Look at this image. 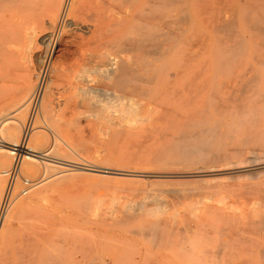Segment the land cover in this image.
<instances>
[{
	"label": "rangeland",
	"instance_id": "1",
	"mask_svg": "<svg viewBox=\"0 0 264 264\" xmlns=\"http://www.w3.org/2000/svg\"><path fill=\"white\" fill-rule=\"evenodd\" d=\"M221 1L222 0H168L171 5L168 10L170 19L166 20V25L174 27V22L171 21L173 19L172 16L174 17L178 15L181 11L182 16L181 14L180 16L182 17V23H180V30H182V32L179 37L180 39L173 35L166 38L165 44L170 48V52L164 64L156 60L154 48L149 46L151 44L153 46L159 41L163 42L160 35L156 34L153 30L149 31L140 28L137 31L138 27L124 28L125 30L123 28L121 29L122 34L125 36L128 35V38H133L135 41L145 42V49L139 50L140 52L135 51L131 54V62L136 68L138 67L137 69L139 70L136 82L138 91L142 93L144 90L149 91L136 95L133 98H136L133 100L135 101L134 104L133 101L131 102L132 104L130 103V106L133 108L127 105L128 109L126 108L127 110L119 115L120 117L117 122L118 125L114 126L109 123V121L107 123V119H105L104 122H98L99 124L96 123V126L95 124L86 121L75 131H72V128H70L72 113L68 108L67 94L64 93L60 81L51 83V90L49 89L50 93L46 92L43 102L46 108H48L47 123L51 128L48 132H50V134L56 139L60 138L66 140L68 144L73 146V151L76 150L73 155L75 157L74 160H87V162H84L83 164H87L88 166L100 164L109 168L117 167L122 171L133 170L140 173L133 177H130L128 175L129 173H127L128 176L116 175V177H114V175H111V177H114L113 181L111 180V177H108L109 174L91 173V175H88L81 174L80 172L83 171L78 170V174L76 172L72 177L73 179L71 177L66 178L67 182L63 178L65 176L68 177L67 174L69 173H65L66 175L64 174V177L60 180L58 179V183L56 182L58 180L54 179L55 183H57L55 184L57 188L54 187V180H52V182L50 181L51 184L50 182L47 183L48 185L45 187L39 185V189L36 187L38 191L35 190L43 195L48 194L47 197L44 195L45 199H42V203H40L41 205L25 204L26 207H24V205L22 206L24 211H22L21 208L20 211L17 212V215H15L13 220L10 221L11 223L9 222V228L7 225L3 227L4 229H8H6V234H9L10 236L9 239V236L7 235V237L5 234L6 238L4 237V242L7 238L9 239L8 241L11 239L15 241L17 233L21 235L20 231L22 232L23 230H26L25 227H27V230L29 227L28 231H31L32 226L34 229L32 231L36 230L37 232L42 233V235L44 234V236H42L38 233V238H42L43 240H39V243H44L40 245L39 251H42L43 253L39 254L42 256L49 253L47 250H50L49 247H51V245H53L52 247L55 245V248H52V251L53 249H56L57 246V248L60 247V249L67 247L66 250L69 251L63 252L64 254L66 253L65 256H63V254L61 255V257L63 256V258H65V264L68 263H66V260L69 261V259L71 262L69 261L70 263L68 264H71L72 262L73 264H98V262L99 264L101 262L104 264H113V262H116L117 264V260L119 261L118 264H264V250L261 249L264 248V244H260L262 240L260 237L262 235L264 236V231L261 230L262 232H259L261 228H264V167L262 169L257 168L260 164H264V32L262 34L258 31L253 33L254 31L252 32V30H249L248 28L247 22L256 17V13L253 12L254 10L251 11L249 7L248 9L250 11L247 9L250 0ZM224 1L226 2L225 5ZM217 2L224 6L221 7L220 5L219 7ZM231 4L234 5L232 6ZM242 5H244V7ZM87 6L89 7V5ZM83 8L86 9L87 7L83 6ZM218 8L221 11L223 9L226 10H223V13H221ZM84 10L82 9L81 11L86 13L85 16L88 17L89 13ZM205 10H208V12ZM210 10H213L212 13ZM220 13L224 17L221 16ZM211 15L214 18H211ZM82 16L84 15L82 14ZM221 17L223 18L220 20ZM218 21L222 22L220 23ZM223 22L228 24V26H233H230V28H233L232 31L235 30L234 34H232L233 32L230 30L229 32H226L227 30L223 31L226 32L225 35L228 36H224L223 32L218 34L221 30L218 32L216 31L219 30L217 29V25L218 23L219 25H222ZM14 24L15 25L12 27L13 35L7 40L3 47V53L8 59L7 64L4 65L6 70L0 72V112L11 105V101L14 98L13 88L16 87L17 77L21 68L28 65L26 58L29 59V55L32 52L30 51L29 53L28 47L30 43L29 32L33 23H29L27 19L22 17L18 18ZM146 32L149 35H147ZM230 32L231 35L229 34ZM257 33L261 35H258ZM144 34H146L147 37H145ZM140 37L145 38L141 39ZM148 39L150 43H147L149 42ZM236 42L238 43L236 44ZM231 43L237 45V51H235L234 44L232 47ZM239 43L240 47L238 46ZM229 46L232 47V49L229 48L230 51L228 49ZM57 47L55 50L53 48L52 59L57 67L64 69L66 58L68 57L66 55L67 52L63 45ZM40 50L43 52L42 47ZM219 51L226 56H231L232 60L229 58V62L228 60L226 61L227 64L223 62L220 65L229 68L233 67V69L237 70L232 73V76L245 69V71H249V73L251 72V76H254L257 80L254 81L255 88L252 90L254 91L253 94L247 93L239 96L238 100L243 104H246V110H244V113L242 111V114H240L241 112H238L240 115L233 112L232 114L227 110L225 112L224 110L221 112L213 111L209 114L207 125L215 133L211 139V144H209L206 151H204V153L207 152L210 154V156L207 155L208 157L206 158L203 156L205 159L193 157V160L191 161H189L190 159L182 161L176 156H173L170 160L166 161L154 159L152 154L154 151L156 152L159 148L165 145L164 141L171 138L173 130L169 128L167 130L161 127L159 128L157 124H154V121L157 122V107L152 104V106L146 110L147 114H145V109H142L143 104L148 102L151 98H158L163 91H166L167 98L169 99H173L176 95H180L182 98V116H188L193 106L201 108V104L198 102L213 97L214 83L216 82L218 85H221L222 83V79H219L215 74V69L213 70V68H216L217 66L215 65L217 64L216 56ZM210 52L217 53L214 54V57ZM32 53L36 54L37 51ZM35 54L33 55L35 56ZM1 57L2 55L0 54V58ZM154 65H156V67H154ZM167 77L168 81H166ZM231 84H233V82L230 83V85H226L227 88L224 89L227 90ZM215 91L218 92V89H215ZM229 91L231 90L229 89ZM145 94L147 95L145 96ZM220 95H222L223 98H226L229 94L227 92L226 94L222 92ZM242 95L243 97L245 96L244 99H240L242 98ZM219 98L221 99L222 97L220 96ZM247 100L249 102H247ZM39 102L40 97L37 98L33 105H31L34 111L32 108L28 109V112H26L27 120L29 118L28 116H32L35 114L34 112L38 111ZM251 103L255 105H252ZM139 105L140 108L138 107ZM247 108L249 111H247ZM107 110H110V108ZM217 127H219V129ZM3 132L5 131L2 130L0 132V134L2 133L0 137H3L2 139H6L7 137L8 139L9 137L6 136L8 134L6 132L4 134ZM46 135L48 134L46 133ZM26 137L27 136L25 135V140ZM31 137L33 138L32 133L30 137H27V139L30 138V142L33 141ZM48 137L49 140H51L49 135ZM19 150L24 151L23 147ZM69 152L73 154L71 151ZM75 152L77 153L75 154ZM70 153L69 155L71 156ZM17 154H19L18 159L20 161L22 153L17 152ZM69 155L67 156V159L70 158ZM219 156H226L228 161L230 159V162L220 159V162L223 163L220 164L219 168L222 170L224 169L223 172L225 173L219 172V175L182 177L183 174H181V172L187 171L188 168L208 167L209 165L211 166V164L217 165L220 163H217L220 158ZM13 158L14 156L12 157V164H14L15 160V158ZM214 160L216 161L214 162ZM252 160H257L256 165L253 164L255 161L251 162ZM240 162L241 165L245 162L242 166L245 167L243 169H246L247 171L243 170V172L230 173L233 169L230 168V163H238L240 165ZM249 162L253 165L249 164ZM3 168L4 167L0 166V172L7 170L6 168ZM226 169H229L228 173L226 172ZM14 170L15 171L12 169L8 176L0 174V194H4L7 191V188H12L11 198L13 200L11 199V201L13 202H10L9 206L4 211L5 213L6 211L10 213V211L14 209V205L12 204L16 203V201L17 203L18 201L24 202L28 197V193L24 195L25 187L28 186L24 184L26 181H23V183L22 181L20 182V180H14L18 168H15ZM106 170L107 169H104V171ZM178 173L180 175H178ZM74 177H77L79 181ZM120 177L123 180H121ZM109 178L110 180H108ZM68 179H70V181H68ZM153 180L156 181L154 182ZM134 182H136V186H134ZM125 184L128 185V187ZM67 185H70V189ZM42 187L47 191L43 190ZM122 188L124 189L123 191L121 190ZM46 192L48 193L46 194ZM160 195L162 196L160 197ZM27 206L29 207L28 210H26ZM31 206H40V208H32ZM4 212H2L3 217ZM1 218L2 216L0 215V221L2 223ZM129 219H133V222L129 221ZM234 225L239 226L240 230H244V232L246 231L245 229L249 230L248 228L251 226L256 227L255 232L259 233V235L256 234V236H259L257 241L255 239L256 237H254L255 232L251 233L249 236L253 237V244L249 242L251 241V238L248 239L249 241L246 240L247 238L244 236L246 234L242 233L243 231L241 232L242 234L239 233V228L235 227L238 232H235L234 230L237 235H242L240 238H245L244 240L251 244V249L249 248V243L247 244L248 247L246 243H244L245 245L237 244L239 242L237 241L238 239H234L236 241V246H231L234 241L232 240L234 233L232 232V228H234ZM229 226H232V230L228 229ZM258 226H260V229L257 230ZM227 229L231 230L232 236L228 234L230 231H227ZM252 229L250 228L249 232H246L249 234ZM66 230L68 232H66ZM73 231L78 232V234H80L78 235L79 237L77 236V233L71 234ZM81 231H83L84 234H82ZM226 231L228 232V237ZM252 234L254 236H252ZM84 235L86 237H84ZM87 235H90V237ZM69 237L71 241H74L75 243L71 244ZM83 238L88 239L86 240ZM230 238L231 242L229 240ZM240 238L239 240L243 241V239ZM17 239L18 238H16V240ZM66 240H68L70 244H66ZM257 242H259V246ZM45 243L49 247H47ZM61 243H63V245H61ZM82 243L83 245L81 246ZM42 245H45V249L42 248ZM71 245L74 247H70L71 249H69V246ZM89 245L91 246L89 247ZM238 247L239 250L237 249ZM74 250H78V253ZM90 250L92 252H90ZM87 252L88 255H85ZM109 252L111 254H109ZM235 252L237 254H235ZM72 253L74 255H72ZM250 253L252 258L248 257ZM197 255H200L201 258ZM232 255L238 259L233 258ZM71 257H73V259ZM195 257L196 259H194ZM258 258H261V262H259L260 260Z\"/></svg>",
	"mask_w": 264,
	"mask_h": 264
},
{
	"label": "bare ground",
	"instance_id": "2",
	"mask_svg": "<svg viewBox=\"0 0 264 264\" xmlns=\"http://www.w3.org/2000/svg\"><path fill=\"white\" fill-rule=\"evenodd\" d=\"M219 2H217V3L219 4ZM225 3L226 2L224 1V5H225ZM87 5H89V7ZM220 5H221V3L218 6L220 7ZM224 5H221V7H223ZM231 5H230V7H231ZM245 5H246V3H245ZM83 6L84 7L86 6L87 10L85 8H83ZM169 6H171V5L169 4L168 0H0V54L2 55V57L0 58V72H4L6 70L4 68V65L7 64L8 58L3 53V47L6 44L7 40L13 35L12 34L13 33L12 27L15 25L14 23L18 20V18L23 17V18L27 19L29 23H33V26H31L30 32H29L30 43H29L28 49H29V53H30V51H32V52L37 51V53H36L37 55L35 53L31 52L29 55L30 56L29 59L26 58V60L28 61V65H25L23 67L21 66L22 68H21V71L17 77L16 87L13 88L14 98L11 101V105L8 108L4 109L2 112H0V132L2 130H4L8 134L6 136L9 137L8 139H7V137H6V139H2L3 137L2 138L0 137V166L4 167L3 169H5V168L7 169L6 171H1L0 174H2L3 176H8L12 169L18 168V171H16V173H15L16 175L14 176V180H16V181L20 180V182L26 181V183H24V182L23 183L28 185L27 187H25V190H24L25 191L24 195L28 193L27 194L28 197L26 198V200L24 202L18 201V203L16 201V203L12 204V205H14V209L11 210L10 213H8L7 211H6V213L4 212V217L1 214L2 223L0 221V264H65V261H64L65 258H63V256H65L66 253L64 254L63 252L69 251V250H66L67 247L60 249V247L57 248L58 247L57 246L56 249H53V251H52V248H55V245H54V247H52L53 245H51V247H49L45 243V245L47 247H49V249H50V250H47L49 253L45 252L47 254H44L42 256L39 254V253H41V254L43 253L42 251L39 252L40 251V245L43 243L41 241H43V240H42V238L41 239L38 238V236H39L38 233H40V232H37L36 230L32 231V230H34L32 226H31L32 230L30 229L31 231H28L29 227H28V230H27V227H25L26 230H23L22 232L20 231L21 235H19L17 233L18 236L17 235L15 236V241L11 239L12 242H11V240L8 241L10 239V236H9V234H6L7 228L6 229L3 228L6 225L7 226L9 225V222L11 220H13V217L15 215H17V212L20 211V209L22 208L23 205H24V207H26L25 204L26 205L27 204L28 205L29 204L30 205H32V204L41 205L40 203H42V199L45 196L47 197L48 192H46L47 195L44 194L45 196L42 193L37 192L38 190L36 187H38L39 185L40 186L43 185L45 187L46 185H48L47 183H49L50 181L52 182V180H54V179L60 180L62 177H64L66 175L65 173H69V174H67L68 177L65 176L63 178L67 182L66 178H69V177L72 178L78 170L83 171V172H80L81 174H88V175L90 174L91 175V173H103V174H109V176L107 175L108 177H111V175H114V177H116V175L126 176L127 173H129L128 175L130 177H133V176L138 175L140 173V172L138 173V172L133 171V170L132 171L131 170L122 171L121 169H118L117 167L116 168H112V167L109 168L107 166L105 167L104 165H100V164H93V165L88 166L87 164H83L84 162H87V160H83L81 158H80L81 159L80 161L77 159L74 160L75 157L73 155H74V151H76V150L73 151V148H72L73 146L68 144V142L66 140H63L60 138L56 139L53 135L50 134V132H48L51 129L47 123V117H48L47 116L48 115L47 109L48 108H46V106L43 102H44L46 92L50 93L49 89L51 90V87H50L51 83H56V82L60 81V84L63 88L64 93L67 94L69 111L72 113V115H71L72 120H71V126H70V128H72V131H75L82 123H84L86 121H89L92 124H95V126H96L97 124H99L98 122L101 123V121L104 122V120L107 119V123L109 121V123H111L114 126L118 125L117 122H118V118L120 117L119 115H121L122 113L125 112V110L128 109L127 105L129 107H131L130 103L136 99V98L135 99H133V98L136 95L143 94L144 92L149 91V90H144L143 93L138 91V89L136 87V85H137L136 82L138 79V71L139 70L137 69L138 67L136 68V66L131 62V54L134 53L135 51L145 49V47H146L145 42L135 41V40H133V38H128L129 36L127 34H126L127 36L122 34L121 29L122 28L126 29V28H130V27H132V28L138 27L137 31L140 28L145 29V30H149V31L153 30L154 32H156V34L160 35L163 42H160L158 40L159 42L157 44L155 43L153 46H152V44L149 46L154 48V55H155L156 60L160 61L164 64V62H166L168 55H169V52H170L169 51L170 48H168L167 44H165L166 38H168V36H171V35H173L176 38H179L180 34L182 32V30H180L181 29L180 23H182L181 11L178 13V15H176L174 17L172 16L173 19L171 21L174 22V27H171L170 25H166V20L170 19V16L168 14ZM242 6L244 7V5H242ZM248 7L251 11L254 10L253 12L256 13L255 19L249 20L247 22L249 30H252V32L254 31L253 33L258 31V32H261V34H262L264 32V0H250L249 4L247 6V9H248ZM82 9L83 10L85 9L84 11L89 13L88 17L85 16L86 13H83V11H81ZM223 10H226V9H223ZM210 11L212 13L213 10H210ZM219 11H221V10L219 9ZM222 11H221V13H223ZM206 12H208V10ZM81 13L85 17L82 16ZM221 13H220V15L223 16ZM180 14H181V16H180ZM212 15H211V18H214ZM223 17H221L220 20ZM222 21H224V20H222ZM222 21H218V22L221 23ZM172 22H171V24H172ZM262 23H263V25H262ZM217 26L216 27L219 30H216V28H215V30L217 32L221 30V32H218V34L219 33L221 34L223 31H226V30H227L226 32H229V30L232 31V29H233V28H230L231 25L228 26V24H226L225 22H223L222 25H219V23H218ZM231 27H233V26H231ZM234 31H232L233 32L232 34H234ZM226 32H223L224 36H228V35H225ZM146 34L149 35L147 32H146ZM146 34H144L145 37H147ZM229 34L231 35V32ZM257 34L261 35L259 33H257ZM140 38L144 39L142 37H140ZM148 41H149V39H148ZM147 43H150V41ZM177 43H178V41H177ZM237 43L238 42H236V44ZM240 43L238 44L239 47H240ZM37 44L39 47L37 46ZM233 44L231 43L232 47H233ZM236 44H234L235 51H237V48H238ZM59 45L60 46L63 45L65 47V50L67 52L66 55L68 56V57L66 56L67 58H66V64L64 65V69L57 67L56 63H54L53 59H52L53 58V51ZM217 45H219V44H217ZM41 47L43 48V52H41V50H40ZM232 47L229 46L228 49L229 48L232 49ZM53 48H54V50H53ZM229 51H230V49H229ZM216 53L213 52L211 54H213V56H214V54H216ZM33 54H35V56ZM229 56L224 55L221 51L218 52V54L216 56L217 64H215L217 66H216V68H213V70L215 69L214 71L216 73L215 72L214 73L217 75V77L219 79L220 78L222 79V83H221V85H218V83L215 82L214 87H213V93L214 94H212L213 97L209 98L208 100L199 101L198 103L201 104V108H197L196 106H193L191 108L188 116H182V98L180 97V95H176L173 99H169V98H167V95H166L167 92L166 91H163L160 94V96H158V98H151L148 100V102L143 104L142 109L143 110L145 109V114H147L146 110H148L152 106V104L157 107L156 108L157 109V122L154 121V124H157L159 126V128L161 127V128L166 129V130L169 128V129L173 130V135L171 136V138L166 139L164 141L165 145L162 146L161 148H159L156 152L154 151V153L152 154L154 159L166 161V160H170L171 157L176 156V157H178V159H180L182 161H187L189 159H190L189 161H191V160H193L192 159L193 157H195V158L199 157L200 159H203L204 157L205 158L208 157L207 155L210 156V154H208L207 152H206L207 154L204 153V151H206V148L208 147V145L211 144V139L213 137V134L215 133L207 125V118H208L209 114L213 111H216V112L220 111L221 112L222 110H224V112L227 110V111H230L231 113L232 112L233 113L241 112L240 114H242V111H243V113H244V110H246V107H245L246 104H243L241 101L238 100L239 96L241 94L245 95L247 93L253 94L254 91H252V90L255 88L254 87V84H255L254 81L256 80V78L254 76H251L252 75V74H250L251 72L249 73V71H245V69L237 72L234 76H232V73L236 72L237 70L233 69V67L229 68V67H223V65L222 66L220 65L223 62L226 63V61L229 58L231 59V56L230 57ZM148 60H149V58H148ZM228 62H229V60H228ZM142 63H144V62H142ZM154 67H156V65H154ZM145 68H147V67H145ZM215 74H213V75H215ZM228 75H230V76H228ZM166 81H168V77L166 78ZM232 82H233V84H231V86H229L227 90L224 89V88H227L226 85H230V83H232ZM215 89H218V92H216ZM229 89L231 91H229ZM222 92L225 94L227 92L229 95H227L226 98H223V96L220 95V94H222ZM178 93H179V91H178ZM146 95L147 94H145V96ZM217 95H219V96H217ZM248 95H246V96H248ZM220 96L223 99L222 98L220 99L219 98ZM39 97H40V102H39L38 111L34 112L35 114H33L32 116H28L29 118L27 120L26 112H28L29 108L30 109L32 108L31 105H33V103H35L37 98H39ZM244 97L242 95V98H240V99H244ZM134 102L135 101H133V104H134ZM243 102H245V101H243ZM247 102H249V101L247 100ZM252 105H255V104H252ZM138 107L140 108V105ZM252 107H254V106H252ZM108 108H110V110L111 109H113V110H111V111L107 110ZM131 108H133V107H131ZM33 111H34V109H33ZM139 111H140V109H139ZM247 111H249V109ZM117 114H118V116H117ZM128 114H130V113H128ZM240 114L238 113V115H240ZM134 117H136V116H134ZM134 117H133V119H134ZM145 117H147V116H145ZM124 120H125V118H124ZM217 128L219 129V127H217ZM214 130H215V127H214ZM5 132H3V133L5 134ZM31 133L33 134V138L31 137L33 140L32 142L29 141L30 138L27 139L28 136L29 137L31 136ZM46 133L50 136L51 140H49V137H48V135H46ZM1 135H2V133L0 134V136ZM25 135L27 136L26 140H25ZM115 135H117V134H115ZM4 138H5V136H4ZM24 141H26V142H24ZM23 143H24V145H23ZM35 144H36V146H35ZM37 145H38V147H37ZM21 147H23L24 151L19 150ZM13 151H17L18 153H20V152L22 153V155L20 156V161L18 163V166L17 165L15 166V163L12 164V157L14 156ZM69 151H71L73 154H71ZM69 153L71 154L72 160H74V161L71 160V156L69 155ZM76 153L77 152H75V154ZM203 153L206 155H204ZM68 155L70 157L69 158L70 160L67 159ZM89 155H90V153H89ZM200 156H202V157H200ZM106 157H107V155H106ZM219 157L220 158H219V161H217V163L220 162L222 159L228 161L226 156H219ZM126 160H129V159H126ZM216 160H214V162ZM253 161H255V160H252L251 162H253ZM256 161L253 164L256 165ZM228 162H230V159ZM251 162H249V164H252ZM263 162H264V160H263ZM221 163H223V162L218 163L219 165L218 164L217 165L211 164V166L209 165L208 167L204 166V167H197V168H188V169L186 168L187 171H184V172L182 171L183 173L181 172V174H183L182 177H193V176L195 177V176H199V175H203V176L219 175L218 174L219 172L224 171V169L222 170L219 168ZM244 163L245 162H243V164ZM257 163H259V162H257ZM230 164H231V165H229L230 168H233L232 171H230V173L231 172H241V171L243 172V170L244 171L246 170V169H243L245 167L242 166L243 164L241 165V162H240L241 166L238 163L237 164L230 163ZM262 164L257 166V168L262 169L264 167V164L263 165ZM227 165H228V163H227ZM163 167H164V165H163ZM104 169H107V170L104 171ZM226 170L225 171L228 173L229 169H226ZM86 172H88V173H86ZM179 173H178V175H180ZM223 173H225V172H223ZM77 174H78V172H77ZM170 175H171V173H170ZM176 175H177V173H176ZM114 177L112 176L111 180H113ZM156 177H158V176H156ZM74 178L77 179V177H74ZM70 179H68V181H70ZM120 179H121V177H120ZM55 180L53 182L54 187H56L55 184H57L59 182V180H58V181H56L57 183H55ZM108 180H110V178ZM121 180H123V179H121ZM125 181H129V180H125ZM125 181H123V182H125ZM51 182H50V184H51ZM117 182H119V181H117ZM44 183H46V184H44ZM135 183L136 182H134V184ZM67 186L69 187L70 185H67ZM126 186L128 187V185H126ZM134 186H136V184ZM54 187H52V188H54ZM68 187H67V189H68ZM105 187H107V186H105ZM118 187H120V186H118ZM39 188L40 187H38V189ZM69 189H70V187H69ZM112 189H113V187H112ZM43 190H46V189L43 188ZM121 190L123 191L124 189L122 188ZM126 191H129V190H126ZM160 193H162V192H160ZM2 195L3 194H0V198H2ZM202 195H203V193H202ZM161 196L162 195H160V197ZM10 199H12V198H10ZM11 202H13V201H11ZM36 207L37 206H33L32 208H36ZM28 208L29 207L27 206L26 210H28ZM32 208H30V209H32ZM37 208H40V206ZM22 211H24L23 208H22ZM19 213H21V212H19ZM19 213H18V215H19ZM32 214H34V213H32ZM120 215H122V214H120ZM132 220L129 219V221H132ZM111 221H113V220H111ZM151 227H153V226H151ZM235 227L239 228V226L234 225V228H232V226L231 227L229 226L228 229L232 228L233 229V230L231 229L232 232H234V230L236 232L237 228L235 229ZM8 228H9V226H8ZM156 228H157V226H156ZM246 228H248V227H246ZM250 228L251 229L254 228V229H252L250 231V233L248 234L246 231L249 232ZM70 229H72V228H70ZM154 229H155V227H154ZM228 229H227V231H230V232L228 233L226 231V235L228 233L230 236H232L231 230H228ZM248 229L249 230L245 229L246 231L244 232V230H240V228H239L238 231H239V233H241L243 231L242 233L246 234V235L243 234L244 236H246V238H247L246 240L251 238L250 240L252 241L253 237H249V236L251 233H254L256 231L255 230L256 227L251 226ZM258 229H260V226H258L257 230ZM261 230L264 231V228L263 229L261 228L259 230V232H262ZM66 232H68V231L66 230ZM235 232L233 233L232 240L238 239L237 241H239V242L237 244L243 245L244 243H246V245H247L249 242L253 244V241L251 242L248 240L249 242L247 243L244 240L245 238L244 239L240 238V237H242V235H241L242 233L241 234L238 233L239 235H237V233H235ZM73 233H77V236L80 235L76 231H73L71 234H73ZM81 233L84 234L83 231H81ZM178 233H180V232H178ZM5 234H6V236L7 235L9 236V237L7 236L9 239L7 238L5 240V242L7 241L6 243L3 241V239L6 238ZM40 234L42 235V233H40ZM256 234L259 235L258 232L257 233L255 232L254 233L255 236L253 234H252V236L256 237L255 239L257 241V238L259 236L258 235L256 236ZM263 234H264V232H263ZM90 235H87V236L90 237ZM11 236H13V235H11ZM42 236H44V234ZM46 237H48V236H46ZM84 237H86V236L84 235ZM227 237H228V235H227ZM263 237L264 236L262 235L260 238L264 241ZM16 238H18V239L16 240ZM43 238H45V237H43ZM93 238H94V236H93ZM239 238L243 239V241L239 240ZM69 239H70V237H69ZM83 239H86V238H83ZM39 240H41L40 241L41 243H39ZM62 240H63V238H62ZM95 240H94V242H95ZM229 240L231 242V238ZM262 240H261V242L259 240L260 244L261 243L264 244V242ZM67 241L68 240H66V244L69 243V241L68 242ZM70 241H71V239H70ZM54 242H56V241H54ZM235 242L236 241L234 240L233 244L231 243L232 244L231 246L235 245ZM240 242H241V244H240ZM259 242H257L258 246H259ZM70 243L72 244L75 242L71 241ZM250 243H249V246H250L249 248L251 249ZM115 244H117V243H115ZM61 245H63V243H61ZM82 245H83V243L81 244V246ZM44 246L42 248L45 249ZM90 246L91 245H89V247ZM95 246H96V244H95ZM70 247H72V245L69 246V249H71ZM247 247H248V245H247ZM96 248H94V249H96ZM46 249H48V248H46ZM233 249H231V250H233ZM237 249L239 250V247ZM237 249H235V250H237ZM261 249L264 250V248H261ZM41 250H43V249H41ZM78 250H79V248H78ZM78 250L77 251L74 250V251H76L78 253ZM117 250H119V249H117ZM90 252H92V251L90 250ZM236 252H239V251H236ZM236 252H235V254H237ZM263 252H262V254H263ZM62 254H63V256L61 257ZM109 254H111V253L109 252ZM72 255H74V254L72 253ZM85 255H88V252ZM250 255H251V253L249 254L248 257H251ZM89 256H90V253H89ZM116 256H115V258H116ZM197 256L200 257V255H197ZM123 257H124V255H123ZM245 257H246V255H245ZM71 258L73 259V257H71ZM82 258H83V256H82ZM233 258H235V257L233 256ZM194 259H196V257ZM87 260H88V258H87ZM69 261H70V259H69ZM69 261L66 260V263L71 262V261L70 262ZM92 261H93V259H92ZM101 261H102V258H101ZM197 261H199V260H197ZM234 261H232V262H234ZM118 262L119 261L117 260V264H118ZM153 262H154V260H153ZM259 262H261V260ZM71 264H73V262ZM98 264H99V262H98ZM100 264H104V263L101 262ZM113 264H116V262L115 263L113 262ZM247 264H249V263H247Z\"/></svg>",
	"mask_w": 264,
	"mask_h": 264
},
{
	"label": "built area",
	"instance_id": "3",
	"mask_svg": "<svg viewBox=\"0 0 264 264\" xmlns=\"http://www.w3.org/2000/svg\"><path fill=\"white\" fill-rule=\"evenodd\" d=\"M13 154H14V158H15L14 163H15V166H16L18 161H19L17 151H13ZM13 171H14V169H13ZM13 171H12V173H13ZM12 173H11V176H12ZM11 194H12V188H7V191L3 194L2 198H0V215L9 206V204L11 202V199H10L11 198Z\"/></svg>",
	"mask_w": 264,
	"mask_h": 264
}]
</instances>
